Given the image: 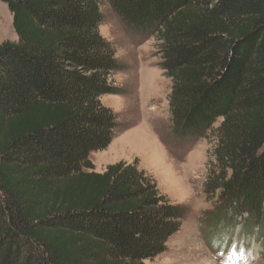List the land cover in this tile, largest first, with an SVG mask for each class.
Instances as JSON below:
<instances>
[{"label": "trees", "instance_id": "1", "mask_svg": "<svg viewBox=\"0 0 264 264\" xmlns=\"http://www.w3.org/2000/svg\"><path fill=\"white\" fill-rule=\"evenodd\" d=\"M1 1L17 40L0 43V264H148L188 208L136 162L93 170L116 128L100 97L123 68L103 1ZM107 1L156 39L178 139H216L211 213H246L264 238V0Z\"/></svg>", "mask_w": 264, "mask_h": 264}, {"label": "rangeland", "instance_id": "2", "mask_svg": "<svg viewBox=\"0 0 264 264\" xmlns=\"http://www.w3.org/2000/svg\"><path fill=\"white\" fill-rule=\"evenodd\" d=\"M102 1L103 22L99 32L112 44L114 58L123 68L111 76L119 92L100 97L101 103L115 115L116 128L105 149L90 152L93 170L102 172L107 165L119 161L136 162L138 168L154 178L159 191L172 203L188 208L187 217L179 230L168 238L165 250L147 261L148 264H220V254L216 252L222 249L223 242L227 246L236 242L242 244V233L237 234L239 226L225 229L215 247L213 237H208L211 228L218 236L220 229L227 225L213 216L216 198L204 191L213 170L216 139L212 133L178 139L171 127L169 112L171 81L160 67L156 39L127 27L111 4ZM16 40L12 16L0 0V43ZM219 122L217 119L212 129ZM125 147L128 149L124 151ZM236 216L238 220L241 216L244 221L247 218L246 213ZM246 241L243 240V245ZM252 246L257 264H264L257 242ZM215 254L216 260L212 259ZM225 258L235 261L232 256Z\"/></svg>", "mask_w": 264, "mask_h": 264}, {"label": "bare ground", "instance_id": "3", "mask_svg": "<svg viewBox=\"0 0 264 264\" xmlns=\"http://www.w3.org/2000/svg\"><path fill=\"white\" fill-rule=\"evenodd\" d=\"M128 147L130 148L131 146H128ZM128 147H125V148H124V151H125L126 149H128Z\"/></svg>", "mask_w": 264, "mask_h": 264}]
</instances>
